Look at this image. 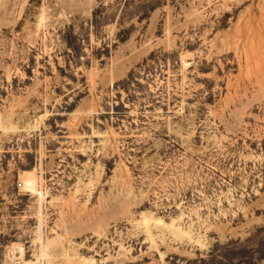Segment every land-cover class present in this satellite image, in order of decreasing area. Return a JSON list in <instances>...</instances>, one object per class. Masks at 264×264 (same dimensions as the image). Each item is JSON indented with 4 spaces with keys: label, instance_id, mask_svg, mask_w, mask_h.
I'll use <instances>...</instances> for the list:
<instances>
[{
    "label": "rangeland",
    "instance_id": "rangeland-1",
    "mask_svg": "<svg viewBox=\"0 0 264 264\" xmlns=\"http://www.w3.org/2000/svg\"><path fill=\"white\" fill-rule=\"evenodd\" d=\"M14 243L264 264V0H0V264Z\"/></svg>",
    "mask_w": 264,
    "mask_h": 264
},
{
    "label": "bare ground",
    "instance_id": "bare-ground-1",
    "mask_svg": "<svg viewBox=\"0 0 264 264\" xmlns=\"http://www.w3.org/2000/svg\"><path fill=\"white\" fill-rule=\"evenodd\" d=\"M184 60V59H183ZM185 62V60H184ZM23 181L24 184V188L28 187V185H32L31 181L27 182V181ZM22 248L20 246V244L18 243H14L12 244L11 248L9 251H11L12 256L21 259V264H36V262L33 261H26V260H22ZM70 264H95L94 259L91 258H85V257H78L74 260H70Z\"/></svg>",
    "mask_w": 264,
    "mask_h": 264
},
{
    "label": "built area",
    "instance_id": "built-area-1",
    "mask_svg": "<svg viewBox=\"0 0 264 264\" xmlns=\"http://www.w3.org/2000/svg\"><path fill=\"white\" fill-rule=\"evenodd\" d=\"M20 184L17 182V186H19Z\"/></svg>",
    "mask_w": 264,
    "mask_h": 264
}]
</instances>
